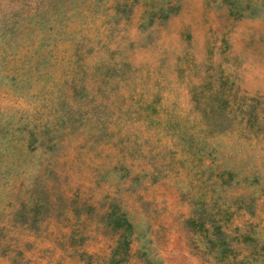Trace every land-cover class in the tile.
Instances as JSON below:
<instances>
[{
  "label": "rangeland",
  "instance_id": "1",
  "mask_svg": "<svg viewBox=\"0 0 264 264\" xmlns=\"http://www.w3.org/2000/svg\"><path fill=\"white\" fill-rule=\"evenodd\" d=\"M0 264H264V0H0Z\"/></svg>",
  "mask_w": 264,
  "mask_h": 264
},
{
  "label": "trees",
  "instance_id": "2",
  "mask_svg": "<svg viewBox=\"0 0 264 264\" xmlns=\"http://www.w3.org/2000/svg\"><path fill=\"white\" fill-rule=\"evenodd\" d=\"M186 222L195 226L196 230L200 232H207L206 230L209 227L210 229H214L210 232L211 235L206 237V243L209 246V249H211L212 247H216L213 252V256L215 258H221L226 254V244L225 241H223L224 235L216 227H213L211 222H209L207 219H202L200 217H198L196 220H193L192 218L187 219ZM195 223L196 225H194Z\"/></svg>",
  "mask_w": 264,
  "mask_h": 264
}]
</instances>
